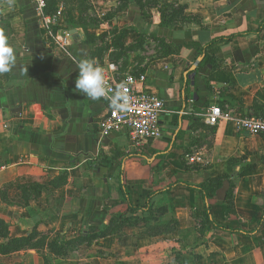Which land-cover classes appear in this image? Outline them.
Instances as JSON below:
<instances>
[{"label": "crops", "instance_id": "crops-1", "mask_svg": "<svg viewBox=\"0 0 264 264\" xmlns=\"http://www.w3.org/2000/svg\"><path fill=\"white\" fill-rule=\"evenodd\" d=\"M64 1L54 10H62L59 24L45 27L32 0H0V32L16 58L0 74V222L8 231L0 246L33 235L0 252V264H166L169 247L182 264H264V136L236 123L264 115V0H87L97 24L85 27L66 25ZM164 5L182 9L169 26ZM146 34L164 36L175 51L144 61L132 49ZM100 36L108 51L97 60ZM117 50L128 56L120 72L144 75L141 91L164 101L160 133L142 147L123 133L99 138L106 106L75 90L78 61L119 66ZM198 59L194 79L186 77ZM212 106L225 116L214 127L204 123ZM221 178L234 185L232 209L224 189L208 194L212 220L251 235L206 224L202 197L183 185ZM122 183L134 206L159 192L151 209L129 212Z\"/></svg>", "mask_w": 264, "mask_h": 264}, {"label": "built area", "instance_id": "built-area-1", "mask_svg": "<svg viewBox=\"0 0 264 264\" xmlns=\"http://www.w3.org/2000/svg\"><path fill=\"white\" fill-rule=\"evenodd\" d=\"M36 12L45 27H55L62 18V10L46 13V0H32ZM61 46L70 44V37L66 33L60 40ZM104 69L106 85L112 90L108 98L99 101L106 106V113L98 122L97 134L105 138L111 134L123 133L128 141L137 147L148 144L158 137L160 133V118L164 111V101L154 94L141 91L145 83V76L131 73L122 74L114 62L101 66ZM122 99H116V97ZM114 103L127 104L123 111L114 107ZM224 114L219 106L210 107L204 123L214 127L218 121L224 119ZM240 131L248 135L264 136V115L260 117H242L236 121ZM200 161L199 158L195 159Z\"/></svg>", "mask_w": 264, "mask_h": 264}, {"label": "rangeland", "instance_id": "rangeland-1", "mask_svg": "<svg viewBox=\"0 0 264 264\" xmlns=\"http://www.w3.org/2000/svg\"><path fill=\"white\" fill-rule=\"evenodd\" d=\"M65 5L63 8V13H64V20L66 25L73 27L74 25L77 24V26H83L85 27L86 25L91 26L97 24V19L94 17L96 16H91L88 14V9H89V4L87 3V0H75V10H73V4L71 3V0H66L64 1ZM78 4V7H76ZM146 4L148 5H153L155 4L154 0H147ZM123 3L121 4V6ZM161 12L165 16V22L167 23L169 21V15L175 14V15H181L182 9L181 8H173V7H168L167 5H164L161 7ZM169 26V24H167ZM1 28H6L5 23L0 19V29ZM84 31H87L88 28H80ZM115 30V29H113ZM112 32V30L110 31ZM115 33H111V35H114ZM107 37V36H106ZM106 37L100 36L99 39L101 41V44L98 48L95 49L93 53V57L97 60H101L107 53L108 49V42H106ZM91 38V37H88ZM119 37L114 36L113 37V44L116 49H118V42ZM102 43L103 46H102ZM134 51L137 52V55L142 56V59L144 61L148 60V62L152 59L159 58L163 55H166L168 53H171L174 50V48L171 46L170 43L164 38V36H157V35H144L142 36L136 43V48L133 47ZM111 59H114L116 62H120V65L118 66L120 70L123 71L124 66L126 67V64L128 62V56L124 51L117 50L114 53L111 54ZM262 200H264V196L261 197ZM205 224L200 223V228L204 229ZM172 228L171 226H167V229L169 230ZM160 230H164V227H160ZM176 230V229H174ZM3 233L2 228L0 227V234ZM169 249L171 250V255L169 258L166 259L167 263L166 264H182L180 261H178V257L181 256V251L176 247H172ZM180 255V256H179Z\"/></svg>", "mask_w": 264, "mask_h": 264}, {"label": "trees", "instance_id": "trees-1", "mask_svg": "<svg viewBox=\"0 0 264 264\" xmlns=\"http://www.w3.org/2000/svg\"><path fill=\"white\" fill-rule=\"evenodd\" d=\"M119 2L122 4L124 2V0H119ZM57 3H58V0H46V13H49V14L53 13L54 10L56 9ZM161 14H162V23L161 24L162 25L169 24V21L167 23L165 22V16L163 15L162 12H161ZM171 16L172 17H178L180 15L172 14ZM92 39L94 40V38H90V39L87 38V40H92ZM99 39H103V38H99ZM227 39H230V38H227ZM188 85H189L188 82L184 85L183 88H184L185 91H187V88L189 87ZM183 101H184V103L186 102L185 94H184ZM183 185L186 188L195 190L202 197L203 202H204L203 217L205 219L206 224L211 225V227L213 229L219 230V231H223V232H227V233H230V234H240L242 236H249V235L252 234V233L240 232V231L232 230V229H230L228 227L220 226V225L216 224L212 220V217L210 215L209 205H208V199H209L208 198V194L215 195V194H217V192H219L220 190L224 189L223 202L229 208L232 209V204H233L232 203V194H233L232 190L234 188V185L227 178H221V179H217V180L216 179L215 180H210V181H208L206 183H202V184L196 185V186H191V185H188V184H183ZM120 190H121V193H122V203L126 204V206L128 208V211L131 212V213L139 211V210L140 211H149L151 209V206H150L151 199L155 195L159 194V192H157V193L149 195L148 198H147L146 203L143 206H134L132 204V202H131V198H130L129 192L127 191V189H126V187H125V185L123 183L120 184ZM111 225L112 226H108L105 230H100L98 233H95V234H93L91 236L84 237L85 238L84 242L90 243L92 240L97 239V238L105 235V233H107L110 229H113L112 227L114 226V224L111 223ZM123 225H124V223H121V224L117 225V227H122ZM261 225H262V218L258 221V225L256 227L255 233H257L260 230ZM0 227L3 230V233L0 234V238L5 239L7 237V233H8L7 227H6V225H4L1 222H0ZM32 237H33V235L32 236H28L25 239L8 240V242L5 245H1L0 246V252L1 253H8V252L13 251L15 249L22 248L25 244L27 245V244H29L31 242ZM55 243L56 242H54V241H53V243L50 242L49 249H52V247L55 245Z\"/></svg>", "mask_w": 264, "mask_h": 264}, {"label": "clouds", "instance_id": "clouds-1", "mask_svg": "<svg viewBox=\"0 0 264 264\" xmlns=\"http://www.w3.org/2000/svg\"><path fill=\"white\" fill-rule=\"evenodd\" d=\"M15 62L13 48L8 45L7 38L0 32V74L10 72ZM76 67L77 77L74 84L77 92L94 101L109 97L112 90L106 85L104 69L95 59H81ZM116 99H122V97L117 96ZM113 106L120 111L127 108L126 103H114Z\"/></svg>", "mask_w": 264, "mask_h": 264}, {"label": "water", "instance_id": "water-1", "mask_svg": "<svg viewBox=\"0 0 264 264\" xmlns=\"http://www.w3.org/2000/svg\"><path fill=\"white\" fill-rule=\"evenodd\" d=\"M201 62V59H198L197 60V63L194 65V66H192L191 68H190V71H192V74L190 75V76H187V73H186V77H188V78H190V79H194V76H195V70H196V68H197V66H198V64Z\"/></svg>", "mask_w": 264, "mask_h": 264}]
</instances>
